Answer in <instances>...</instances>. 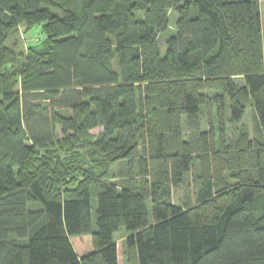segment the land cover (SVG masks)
Here are the masks:
<instances>
[{"label":"trees","instance_id":"obj_1","mask_svg":"<svg viewBox=\"0 0 264 264\" xmlns=\"http://www.w3.org/2000/svg\"><path fill=\"white\" fill-rule=\"evenodd\" d=\"M263 9L0 0V264H264ZM248 108L252 135L229 139Z\"/></svg>","mask_w":264,"mask_h":264},{"label":"rangeland","instance_id":"obj_2","mask_svg":"<svg viewBox=\"0 0 264 264\" xmlns=\"http://www.w3.org/2000/svg\"><path fill=\"white\" fill-rule=\"evenodd\" d=\"M263 14H264V9H263ZM178 14L177 13H172L170 16V24L168 26V28L162 32L161 34V55L164 56L166 54V40L169 39L170 37H172L175 34V24L178 20ZM33 34H27V35H23L22 39H23V45H24V49H26V46L33 44L36 39L40 36V29L36 28L32 31ZM214 94V93H213ZM201 130H207L208 126H207V118H206V109L202 108L201 114ZM253 125H254V116L252 111H250V109L248 108V113L245 116L243 122L239 125H230L228 126V138L233 140L236 139L238 137V134L240 133V131H247L250 133V136L253 133ZM102 131V128H98V129H94L92 131V134H94L95 136L98 135L100 132ZM189 132L188 127H187V123L185 122V134H187ZM126 168V161H118L114 167L111 170L110 176H111V181L114 182H118L120 184L121 182V175L124 171V169ZM201 171V169H200ZM198 172V171H197ZM194 172V174H188L186 182L179 188L174 189L173 190V201L175 205H183L185 202L189 201V199L194 202L195 201V194L196 191L198 189V185L195 182L196 179V175ZM97 191L96 188L94 187L91 190V200H92V208H93V214H92V220H93V225L94 228L96 229V210H97ZM37 207H41L39 204L37 205ZM128 232L126 230V228H121L120 231H118L117 233H115L114 238L117 242H119L120 244H122L123 246V250L125 251V242H126V238L128 236ZM126 264V263H124Z\"/></svg>","mask_w":264,"mask_h":264}]
</instances>
